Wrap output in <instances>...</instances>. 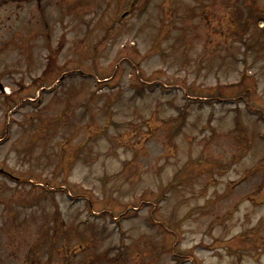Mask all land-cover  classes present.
<instances>
[{
  "label": "rangeland",
  "instance_id": "1",
  "mask_svg": "<svg viewBox=\"0 0 264 264\" xmlns=\"http://www.w3.org/2000/svg\"><path fill=\"white\" fill-rule=\"evenodd\" d=\"M0 85V263L264 264V0H0Z\"/></svg>",
  "mask_w": 264,
  "mask_h": 264
},
{
  "label": "bare ground",
  "instance_id": "2",
  "mask_svg": "<svg viewBox=\"0 0 264 264\" xmlns=\"http://www.w3.org/2000/svg\"><path fill=\"white\" fill-rule=\"evenodd\" d=\"M7 93H11V89L9 87L6 88Z\"/></svg>",
  "mask_w": 264,
  "mask_h": 264
},
{
  "label": "flooded vegetation",
  "instance_id": "3",
  "mask_svg": "<svg viewBox=\"0 0 264 264\" xmlns=\"http://www.w3.org/2000/svg\"><path fill=\"white\" fill-rule=\"evenodd\" d=\"M16 260H17V258H16ZM16 260H15V261H16ZM15 261H14V262H15ZM14 262H13V264H14ZM0 264H3V263H0Z\"/></svg>",
  "mask_w": 264,
  "mask_h": 264
},
{
  "label": "water",
  "instance_id": "4",
  "mask_svg": "<svg viewBox=\"0 0 264 264\" xmlns=\"http://www.w3.org/2000/svg\"><path fill=\"white\" fill-rule=\"evenodd\" d=\"M0 87H1V89H3V86L0 85Z\"/></svg>",
  "mask_w": 264,
  "mask_h": 264
}]
</instances>
